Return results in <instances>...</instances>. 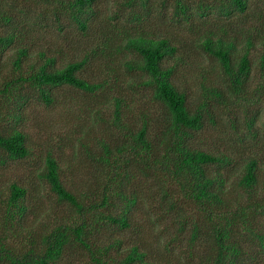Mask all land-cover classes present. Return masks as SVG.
Instances as JSON below:
<instances>
[{"label":"trees","instance_id":"1","mask_svg":"<svg viewBox=\"0 0 264 264\" xmlns=\"http://www.w3.org/2000/svg\"><path fill=\"white\" fill-rule=\"evenodd\" d=\"M103 1L0 0V69L1 60L8 51L12 50L15 51L14 66L21 69L23 59L28 57L31 50L29 35L38 27L42 29L44 27L42 22L50 15L59 25L61 18L69 15L74 25L86 34L91 23V16L95 15L96 7ZM172 1L177 19H171L168 16L165 19V11H159L158 14L163 19L161 21L151 18L152 0H123V6L125 5L128 9V14L122 18L129 28L118 30V36L115 37L122 42L109 37L107 42L97 50L101 53L98 55L104 57H110L114 49L117 52L133 54L137 59L134 63L127 62L126 68L139 70L147 78L144 84L152 88V101L157 105V109L151 108L148 104L143 106L137 115L141 118L140 128L136 132L130 129L135 145L127 143V136L125 140L114 143H110L109 138H98V144L94 151H90V155L99 167L97 172L101 175L100 185L93 188V193L85 194H77L67 188L63 181L64 174L60 159L49 154L45 158V165L39 178L48 185L50 191L61 203H66L76 210L75 213L80 217V222L59 224L47 232L40 241L27 232L29 238L21 241L22 248L17 251L7 246L6 232L18 233L19 220H25L29 211L25 202L30 194L26 187L13 182L8 188L7 198L2 200L4 206L2 226L5 234L3 238H0V263L58 264L66 247L77 244L89 251L95 264H152L147 259L148 251H141L138 246L131 247L119 262L104 259L106 253L100 248L92 251L96 245L92 242L91 235L98 229L99 221L110 222L122 229L127 228L129 215L138 204L140 196L135 190L134 193L128 194L125 186V184L131 185L134 178L130 173L131 158L126 157L130 154L127 153L128 149L131 148L136 157L135 164L143 170L144 174L146 171H156L157 165L159 170L165 173L160 174L161 176L176 181L178 196L175 195L170 200L166 191L161 195L171 209L176 208V204H181V200H185L189 204L199 206L214 220L213 232L217 250L215 256L210 257V264H244L243 255L246 252L237 241L231 238V226L240 219L244 223L252 248L254 245L255 249L257 248L258 252L264 255V233L256 234L248 227L253 223L252 217L255 218L259 209L264 212V182H260V175L264 169V123L261 127H257L260 112L256 111L250 115L248 111L249 106L259 105L263 100L264 82L260 81L256 89L259 93L258 97L254 95L251 100V95L247 94L249 82L255 72L250 59L256 47L255 42L259 41L264 48L262 35L264 0ZM252 9L253 12H251ZM120 15L121 13L114 17L119 18ZM150 19L151 22H149ZM165 20L167 24L176 22V26L181 31L186 27L188 33L196 37L197 47L219 63L228 79L227 88H224L227 90L225 93L223 90L203 84L201 86L203 99L209 101L212 96L217 98V101L225 103L226 95L229 93L242 95L241 101L248 103L245 106L246 127L243 128V133L238 128L235 132L239 135L237 141L241 146L244 144L251 153L244 160L243 169L237 178H235L234 167L230 174L226 172V169L234 164L231 156L224 153L214 155L195 146L191 141L196 133L205 128L204 114L210 113L209 104L207 100L204 102L201 100L198 109L191 110L186 92L181 91L175 84L173 77L178 63L167 65V62L176 58L180 43L167 36L158 37L159 34L154 29L157 21L163 24ZM235 21L245 28L240 29L239 26L235 28L233 26ZM147 22L149 23L145 27L153 33L152 36L143 31L145 30L143 24ZM106 28L107 26L104 25L102 31ZM59 29L62 30L63 26H59ZM241 45H244L242 51L239 50ZM38 58L40 64L30 66L32 68L30 75L20 76L16 80L5 83L3 90L0 91L6 96L3 99L10 101L16 91L15 88L17 86L20 88L24 83L36 90L39 98L46 105L54 102L52 96L54 88L69 86L84 92L95 93L101 87L91 84L80 76L89 58L68 63L63 68H57L56 60L44 52H40ZM259 66L262 78L264 55L261 57ZM118 79L119 77L115 80ZM115 89L119 87L116 86ZM111 104L113 110L108 120L109 127L106 130L108 135H111L109 134L111 127L119 130L124 128L123 110L126 109V112L133 114L125 97L113 95ZM0 116V150L3 151L0 162L3 164L8 160L29 159L31 149L28 147V136L19 129L9 130L1 127L6 116L2 107ZM153 120L156 121L161 134L162 142H158V145L155 143L157 136L151 132ZM213 121L214 116L211 118V122ZM82 146L86 147L85 150L88 149L87 144ZM125 169L128 170L127 173ZM104 174L107 175L106 178ZM260 193H263V196ZM122 205L124 208L121 210ZM88 217H94L96 221H91L92 224H90L86 219ZM185 219L181 215L177 220L181 229H185L188 224ZM198 231L199 227L195 225L192 233L194 239L197 238ZM116 244L121 245L119 241H116Z\"/></svg>","mask_w":264,"mask_h":264},{"label":"rangeland","instance_id":"2","mask_svg":"<svg viewBox=\"0 0 264 264\" xmlns=\"http://www.w3.org/2000/svg\"><path fill=\"white\" fill-rule=\"evenodd\" d=\"M159 11H165V19L167 16L177 19L172 0H152L151 18L163 21L158 14ZM120 13L119 18L114 17ZM127 14L128 9L125 5L123 6V0H104L96 7L95 15L91 16V23L86 34L74 25L69 15L61 18L60 25L50 15L47 20L42 22L44 25L42 29L38 27L29 35L31 50L28 57L23 59L21 69L14 66L15 51L13 50L8 51L1 60L0 91L3 90L5 83L16 80L20 76L30 75L32 72L30 66L40 64L38 58L40 52L54 58L57 68H63L68 63L89 58L80 76L91 84L101 86L95 93L84 92L69 86L54 88L52 90L54 102L51 105H46L39 98L37 91L27 83H24L20 88L18 86L15 88L16 91L10 101L3 99L6 96L0 93V108L2 107L6 114L1 127L23 131L28 136V147L31 149L29 159L8 160L3 164L0 162V238H3L5 234L2 226L4 223L2 200L7 198L10 185L13 182H18L26 187L30 194L25 202L29 211L25 220H19L21 225H17L18 233L6 232L8 237L6 244L14 251L22 248L21 241L23 239L29 238L27 232L40 241L47 232L59 224L80 222V217L75 213L76 210L66 203H61L57 196L50 191L48 185L39 178L45 165V158L49 154L60 159L64 174L63 181L71 192L77 194L94 192L93 188L100 185L99 177L101 175L97 172L99 167L92 160L90 151H94L96 148L97 139L109 138L108 141L114 143L125 140V136H127V143L134 146L135 142L130 129L136 132L140 128L141 118L137 115L143 106H148V104L151 108L157 109V105L152 101V88L144 84L146 76L139 70H128L125 66L127 62L134 63L137 59L133 54L117 52L110 45L114 49V53L110 57L98 55L101 53L97 50L107 42L109 37L115 38L118 36V30L129 28L122 18ZM149 22L143 24L145 28L143 31L152 36L153 33L145 27ZM234 24L235 28L237 26L240 29L245 28L242 24L238 25V21H235ZM104 25L107 28L102 31ZM59 26H63V29L60 30ZM154 29L159 34L158 37L167 36L180 43L176 58L168 61L167 65L178 63L173 80L181 91L186 92L191 110H197L201 100L203 102L207 100L202 97L201 86L203 84L223 90L224 93L227 92L224 88H227L228 79L225 77L222 67L197 47L196 37L188 33L186 27L181 31L176 26V22L167 24V20H165L163 24L157 21ZM262 35L264 36V30ZM116 40L122 42V40ZM114 44L116 45V43ZM255 45L256 47L250 55L255 72L249 82L250 87H248L247 93L251 95V100L254 95L258 97L259 93L256 92V89L260 81L264 82V76L261 78L259 73L264 48L259 44V41H256ZM243 49L244 45H241L239 50ZM117 77L119 79L116 81ZM116 86L119 89H115ZM113 95L125 97L133 114L126 112V109L123 110L125 113L124 128L119 130L116 127H111L109 130L111 135H108L106 130L109 127L108 120L112 115L111 97ZM226 97L227 102L225 103L217 101V98H212V96L209 101L207 100L210 113L205 112L204 114L205 128L196 133L191 141L195 146L214 155L224 153L231 156L234 159V164L228 167L226 172L230 174L234 167L235 178H237L243 169L244 160L251 153L244 144L241 146L237 141L239 135L235 132L238 128L243 133V128L246 127L245 106L248 103L241 101L242 95L240 94L230 95L228 93ZM248 109L250 115L256 111L260 112L257 127H261L264 123V98L259 105L249 106ZM213 116L214 121L211 122ZM151 132L157 136L156 145L158 142H162L158 125L154 120ZM151 138L153 139V136ZM82 144H87L88 149L85 150L86 147L83 148ZM128 150L127 153L130 154L126 157L131 158L130 168L132 170L130 173L134 178L131 185L125 184V186L128 194L134 193L135 190L140 196L138 204L129 215V227L127 228L122 229L110 222L99 221L98 229L91 235L92 242L96 245L92 251L100 248L106 253L104 259L119 262L131 247L138 246L141 251H148L147 259L152 264H210V257H214L217 250L213 232L214 220L199 206L189 204L185 200H181V204L178 203L175 205L176 208L171 209L170 205L161 198V195L166 191L170 200L175 195L178 196L176 181L161 176L160 174L165 173L159 170L157 165L156 171H146L144 174L143 170L135 164L136 157L132 148ZM1 155H3V151L0 150ZM139 165L143 166L141 163ZM127 171L125 169V173ZM153 171L154 173L151 175ZM106 176L104 174V178ZM260 182H264V169L260 175ZM260 195L263 196V193ZM153 202L155 203L152 204ZM110 208L112 209V207ZM123 208L124 205L121 206V210ZM181 215L187 219L188 224L185 229H181L177 222ZM86 219L90 224H92L91 221H96L94 217ZM252 220L253 223L248 227L253 229L256 234L264 233V212L259 209ZM241 221L242 219L231 226V238L244 248L246 252L243 255L244 264H264V255L260 254L254 245L252 248L248 233L244 229V223ZM195 225L199 227L196 239L192 234ZM116 241H119L121 245H117ZM58 264L95 263L92 261L89 251L76 244V246L66 247Z\"/></svg>","mask_w":264,"mask_h":264}]
</instances>
